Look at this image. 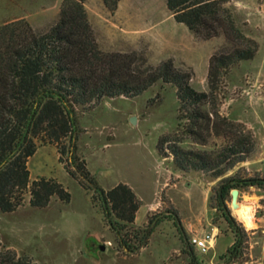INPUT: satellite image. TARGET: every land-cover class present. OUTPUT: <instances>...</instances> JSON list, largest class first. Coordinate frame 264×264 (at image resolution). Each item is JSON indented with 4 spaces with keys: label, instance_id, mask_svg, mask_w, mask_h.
Masks as SVG:
<instances>
[{
    "label": "rangeland",
    "instance_id": "rangeland-1",
    "mask_svg": "<svg viewBox=\"0 0 264 264\" xmlns=\"http://www.w3.org/2000/svg\"><path fill=\"white\" fill-rule=\"evenodd\" d=\"M87 1L86 9L91 12L104 6L102 0ZM62 2L0 0V25L26 19L35 29L45 30L58 19ZM232 6L239 26L259 44L252 60L243 61L227 72L220 106L223 115L243 123L253 132L257 147L248 160L216 177L201 171H182L172 156L160 155L159 141L178 130L179 102L173 85L158 82L138 97L105 98L99 105L79 109L80 154L105 190L125 183L144 202L137 222L140 226L133 225L124 234L130 235L132 246H139L142 238L148 245L134 255L124 254L118 243L110 240L114 235L104 221L100 204L92 200L95 193L85 190L66 172L55 146L40 145L28 163L31 180L57 179L68 190L71 200L63 203L53 198L48 207L36 209L31 206L28 193L16 211H0V239L5 248L32 258L36 264H192L182 250L178 231L170 218L150 232L149 222L141 226L147 212L158 205L150 216L177 210L185 227L197 228L194 236H190L191 244L193 237L210 240L206 253L194 246L200 264H264V184L240 183L236 188L239 204L254 211L253 228L246 229L237 214L238 208L231 204V192L235 189L226 197L225 204L231 215L248 234L239 255L226 253L235 236L218 200L226 179L240 182L264 179V0H233ZM106 10L109 11L107 7ZM124 12L139 27L154 23L153 34L163 42L184 40V29L189 31L185 25L167 17L165 0H126ZM197 38L203 45L196 52V69L171 49L172 46L165 52L163 45H157L153 52L149 43L141 41L137 50L125 53L136 51L153 66L159 64L154 60L163 53L171 55L167 59H172L176 67L193 70L191 85L196 90L209 91L207 55L231 45L224 36L206 42ZM222 141L214 137L205 147L189 141L182 145L212 150ZM102 245L107 249L101 250Z\"/></svg>",
    "mask_w": 264,
    "mask_h": 264
},
{
    "label": "trees",
    "instance_id": "trees-1",
    "mask_svg": "<svg viewBox=\"0 0 264 264\" xmlns=\"http://www.w3.org/2000/svg\"><path fill=\"white\" fill-rule=\"evenodd\" d=\"M86 1L63 0L58 19L45 30L35 29L26 19L0 25V211H16L28 193L36 209L48 207L53 198L70 202V193L57 179L31 180L30 158L40 145H52L66 172L85 190L95 193L92 200L100 204L119 248L126 255H134L148 241L142 238L139 246H132L130 235L124 231L134 225L142 201L125 183L105 190L91 173L80 154L79 109L99 105L105 98L138 97L158 82L173 85L179 102L178 130L159 141L160 155L172 156L182 171L222 176L247 161L257 147L253 132L223 115L220 106L227 72L252 60L259 44L239 26L233 0H166L174 19L199 38L207 41L224 36L231 45L211 56L209 91H198L191 85L193 70L176 67L172 59L153 66L136 51H103ZM102 1L114 14L121 0ZM214 137L223 141L212 150L182 145L189 141L205 147ZM240 183L263 185L264 179H226L219 190L224 218L235 236L226 253L235 255L241 254L248 234L237 224L225 200ZM169 218L183 243V252L192 264H200L177 210L150 216L149 227ZM0 264L36 263L5 248L0 239Z\"/></svg>",
    "mask_w": 264,
    "mask_h": 264
},
{
    "label": "crops",
    "instance_id": "crops-1",
    "mask_svg": "<svg viewBox=\"0 0 264 264\" xmlns=\"http://www.w3.org/2000/svg\"><path fill=\"white\" fill-rule=\"evenodd\" d=\"M88 1L97 2L96 0H88ZM125 3H126V0H121L119 3L118 9L116 10L114 14H111L109 11H107L105 5L104 6L102 5L101 7L98 6V10L94 12L87 10L89 20L96 32L99 46L103 51L105 52H126L131 49L137 50L139 43L141 41L149 43L151 47L150 50H152L153 52H155V48L157 45H163V47L166 48L165 52H167L169 46H172L173 48L170 47L171 49L177 51V53H180L183 56L184 60L189 65H192L195 68V62L197 61L195 59L196 52H197L198 47H202L203 44L201 40L197 38L198 36L193 31H191L185 24H183L189 30L187 31L184 29L183 31V33L185 34L184 40H180L178 42L168 40L166 42H163L161 41L162 38L160 40V36H156V33L153 34L152 28L154 27V23H152L149 27L142 28V27L135 25L132 22L134 18H132V16L129 15L128 12H124ZM168 11L169 12H168L167 17L168 18L172 17L174 19L169 9ZM175 22L178 23L176 20ZM178 24H182V23H178ZM157 38H159V40ZM207 41H210V40H207ZM165 54L166 53H163V55H161L159 59L154 60V62L160 63L161 61L171 57V55H165ZM211 56H212V52H209L207 55V59H206L207 60L206 68L207 67L209 68V61H210ZM143 205H144V202L142 201V205L137 213V217H136L134 225L140 226L138 225L137 222H138L139 214H140V211L142 210ZM158 208L159 206L156 205L147 212L145 222L142 223L141 226H143L145 223L148 222V218L150 214L154 210H157ZM185 229L190 237L192 235L194 236L195 230L197 228L191 225L188 228L185 227ZM112 234L114 236L110 240L112 242L117 243L115 234L113 232ZM178 239L180 241V245L183 250V243L180 237H178ZM111 241H109L110 244H112ZM106 249L107 248L105 247V250Z\"/></svg>",
    "mask_w": 264,
    "mask_h": 264
},
{
    "label": "bare ground",
    "instance_id": "bare-ground-1",
    "mask_svg": "<svg viewBox=\"0 0 264 264\" xmlns=\"http://www.w3.org/2000/svg\"><path fill=\"white\" fill-rule=\"evenodd\" d=\"M238 211L237 214L241 221L244 223L246 229L253 228L255 223H254V211H252L250 208L245 207L243 205L238 204L237 206ZM235 211V210H234ZM214 240L211 241V244L213 245Z\"/></svg>",
    "mask_w": 264,
    "mask_h": 264
},
{
    "label": "built area",
    "instance_id": "built-area-1",
    "mask_svg": "<svg viewBox=\"0 0 264 264\" xmlns=\"http://www.w3.org/2000/svg\"><path fill=\"white\" fill-rule=\"evenodd\" d=\"M193 245L201 252L206 253L210 249V240L208 238H192Z\"/></svg>",
    "mask_w": 264,
    "mask_h": 264
},
{
    "label": "water",
    "instance_id": "water-1",
    "mask_svg": "<svg viewBox=\"0 0 264 264\" xmlns=\"http://www.w3.org/2000/svg\"><path fill=\"white\" fill-rule=\"evenodd\" d=\"M132 121L134 122V118H132ZM231 197H232V201H231V204L234 208H237L239 202V190L235 189L231 192ZM152 228L149 229L148 232H150ZM101 250H105V246H101Z\"/></svg>",
    "mask_w": 264,
    "mask_h": 264
}]
</instances>
